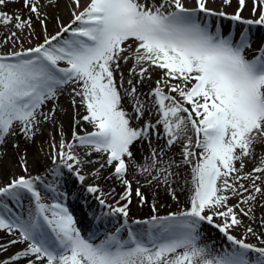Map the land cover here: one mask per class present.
I'll return each mask as SVG.
<instances>
[{"label": "snow or ice", "instance_id": "snow-or-ice-1", "mask_svg": "<svg viewBox=\"0 0 264 264\" xmlns=\"http://www.w3.org/2000/svg\"><path fill=\"white\" fill-rule=\"evenodd\" d=\"M16 2L22 3L27 17L19 10H2ZM72 3L70 22H58L59 30L48 34L42 9L55 6V0L47 5L42 0H0V25L16 29L0 43L11 45L0 53V143L9 135L34 138L42 121L55 119L56 108L44 112L43 107L67 88L73 107L80 97L87 113L74 121L70 140L61 132L59 143L50 145L55 184L41 176H19L0 187V232L11 237L7 244L0 243V253L24 245L0 264H264V232L252 226L257 201L264 206V154L256 157L253 147L264 140V47L249 59V29L236 39L234 33L224 35L219 25L214 31L211 27L212 17L264 26V0H251L254 19L241 15L247 0H237L230 16L210 9L208 0H192V7L185 0H88L83 7L81 0ZM223 4L230 6L232 0ZM33 17L43 39L24 48L17 32L30 29L32 35ZM129 62L125 81L121 63ZM151 68L162 75L142 94L139 86L151 79ZM141 95L151 98L157 119L133 127V120L141 121L150 112ZM125 99L132 113L124 109ZM81 121L93 131L77 132ZM136 143L148 148L140 161L132 151ZM177 146L179 160L171 151ZM96 153L105 157L100 169H111L104 179L116 180L123 192L108 204L105 197L114 198V188L104 193L93 184L85 191L108 209L104 216H118L123 222L115 231H90L86 238L65 203L77 195L61 184L64 169L82 184L83 166L99 163L90 159ZM255 159L258 164L245 172L246 161ZM184 166L191 175L187 207L159 215L158 202L149 203L135 177L143 176L148 185L163 184L178 202L171 178L179 172L172 169ZM21 167L27 172L23 157ZM130 170L133 179L128 178ZM92 175L98 179L101 172ZM41 185L54 193L55 202H46ZM133 193L141 207L150 208L147 219L132 221L135 228L129 227ZM233 198L237 202L230 204ZM204 223L222 234L226 246L214 250L201 243ZM259 227L264 228V217ZM237 229L244 230L240 236L233 234ZM248 235L260 246L249 243Z\"/></svg>", "mask_w": 264, "mask_h": 264}, {"label": "rangeland", "instance_id": "rangeland-1", "mask_svg": "<svg viewBox=\"0 0 264 264\" xmlns=\"http://www.w3.org/2000/svg\"><path fill=\"white\" fill-rule=\"evenodd\" d=\"M88 1V0H86ZM62 7L67 8L68 5H66V3H62ZM71 16V15H70ZM70 16H65L62 19V23H65ZM228 19V18H227ZM32 27L35 29V31L41 33H44L41 25H39L36 21V19H33L32 21ZM59 28L58 26H56V29H54L55 31H58ZM16 31V29L12 26V25H8L7 27L0 25V43L3 42L4 38L8 35H10L11 32ZM31 30L30 29H25L24 33L21 34L19 32H17V35H20L21 40L23 41V46L24 48H27V43L30 39H33V34L29 35V32ZM11 48V45H5L3 47H0V53L3 52H7L9 51ZM63 66V65H62ZM128 69L126 70H121L124 73V79L125 81L128 78ZM150 75H154L155 68H151L149 70ZM116 79H117V83L119 84V79H120V73L117 72L116 73ZM125 87H127V84L125 83L124 85ZM155 86V82L151 81V80H145L143 85L139 86V92L142 94H146L149 92V90ZM71 89L67 88L62 94L59 95L58 99L55 102L49 101L44 107H43V111L44 112H48L50 109H52L53 107L56 108V113H55V119L53 121H42L39 126H38V130L36 131L35 136L37 135V133H41L42 131L48 132L49 134L47 136L42 135V137L44 138V142H46L48 140V137H52V130H51V123L54 122V130L55 132L58 131L57 136H61L60 133L62 132L61 127H60V122H64V114L65 112L68 111H72L73 110V105L71 103L72 97L70 95ZM121 92L123 93V89H121ZM140 99L146 104L147 108L150 109L149 111L145 112V116L143 118V120L141 121H136L133 120L132 121V126L133 127H140L145 121L151 120L153 123H155L156 119H157V115H156V109L152 106L151 104V98L147 97L146 95H141ZM76 101L77 104L75 107H78L79 105H81L79 103L80 101V97H76ZM123 107L126 111H128L129 113H132V107L130 105V103L128 102L127 99H125L123 101ZM86 109L84 108L83 111H79L76 114L77 120H80V118L83 115H86ZM82 125V127L84 128L83 130H81L80 134H84V132H91L93 131V127L90 124H87L86 122L81 121L80 123ZM49 127V128H48ZM64 135V133H63ZM188 135H191L193 137V143H195V135L192 132H189ZM72 136V132H70L68 134V137L71 139ZM64 138V136H63ZM259 143V142H257ZM153 146H156V142L155 139H153ZM254 149L256 150L257 145L255 144ZM37 148L35 147L34 142L29 141V139H25L22 135H9L5 141L3 143H0V161H4L7 159H12L17 167L19 168V161L21 160L20 156L24 158V156H22L23 154H27V152L29 151H33L35 152ZM77 152H80V149H76ZM132 151L136 157L137 161H140L141 159V155L142 154H146L148 152V148L147 146H142L140 143H136L133 145ZM174 154H175V158L177 160H179V154H180V147L177 146L175 148H173L171 150ZM22 153V154H21ZM91 160L93 161H97L99 160V163H92V164H86L85 166H83V170L84 173L83 175L85 176V179L83 181V183L81 184L74 176L70 175L66 169H64V177H63V181L61 184V187L64 191H69V192H74L77 195V198L72 199L69 198L67 201H65L66 205L69 207V211L73 214L74 219L76 220V226L81 230L82 235H84L86 237V230H90L94 232L95 230H97L100 233L103 232H112L115 231L113 229L120 227L122 222H123V218L121 217H111V216H104L102 217V215L100 214L101 212L98 211V209L94 206H98L99 208H101L98 204L97 199L95 198L94 195L92 194H88L85 189L89 186V185H98L100 187V189L102 190L103 188V184L101 182L102 179H104V177H107L108 174L110 173L111 169H103L101 170V177L100 178H94L92 180H89V176L91 175L93 169H97V167L104 162L105 157L102 156L99 153L93 154L90 157ZM51 159H42V162L44 163V165L46 164V166L44 167V165L37 167L35 169V174L32 175L34 176H41L45 179V181L47 183L50 184H55L56 182V178L51 175V171L54 168V164H53V160ZM239 166V165H237ZM253 160L251 161H246V167L244 169L245 172L251 171V168L253 167ZM173 172H179L178 176H173L171 179L173 181L172 183V188L175 189L176 195L178 197V202L177 200L172 199L171 195L169 194V191L165 190V186L163 184L157 185L155 182H153L152 185H148L145 183V178L143 176H136L135 178L140 179L141 181V191L144 193V196L148 199L149 203H157L158 202V207H159V215H167L169 212H177L180 211L181 209L187 207L188 202H189V197H190V183H186V182H190L191 180V175H190V168L188 166H184L181 167L179 169L177 168H173L172 169ZM133 173L134 170H130L129 171V175L128 178L129 179H133ZM22 176H26L27 173H22ZM27 177V176H26ZM12 180V179H11ZM105 181L108 182V185H110L111 188H114L113 184L115 182H112V180H106ZM69 182L72 183H76L75 186H80L81 191L83 192L82 194H80L78 191H76L75 189H73V187ZM9 183V182H8ZM7 184V183H6ZM116 186H120V189L122 188V186L116 182L115 183ZM41 191L42 194L45 196L46 198V202H55L52 197L54 196V193H49L45 188L44 185H41ZM137 187V185L135 184V182H133V188ZM184 189L183 191L181 189ZM120 191V190H119ZM116 191L115 190V195H118V193H122ZM106 193V192H105ZM107 200L108 204H114L115 200L111 197V196H107L105 197ZM133 198H135V195H133ZM117 200V199H116ZM69 202V203H68ZM236 198H233L229 201L230 204H235ZM94 205H93V204ZM261 201L258 200L257 201V207L255 208V215L257 217V221L255 224H253L252 226L255 228V230L260 233V232H264V228L259 227V220L261 217H264V206H261ZM25 206H27V201H25ZM13 207H16L13 205ZM130 215H129V227L135 228L137 227L136 225L132 224L133 220H137V219H147L148 216L150 215V208L148 205H145L143 207H141L138 203V200L136 198V200H133V205L130 206ZM97 210L99 214H94L92 211V213L94 215H98L100 217L99 220H95L93 219V216L90 213V217L88 216V218L82 222L80 220L79 215L82 214V212H84V210ZM102 209L104 210V213L108 211L107 208H101L100 210L102 211ZM16 211H21L18 207H16ZM219 219L216 220V223H219ZM245 224H248L249 221L247 219L244 220ZM201 236H202V240L201 243L203 244H207L210 247H212L214 250H220L221 246H226V241L224 239V237L222 236V234L213 226L208 225L207 223H204L202 225L201 228ZM243 229H237L233 232L234 235L240 236L243 233ZM124 235H126L125 232H123ZM123 235V236H124ZM87 238V237H86ZM102 238V237H101ZM11 239V237L5 233V232H0V243L6 244V241L8 242V240ZM247 241L249 243H253V244H257L259 245V241L251 236L248 235L247 237ZM13 247V251L12 252H5L3 254H13L18 252L21 248L24 247V245H14ZM2 254V253H1Z\"/></svg>", "mask_w": 264, "mask_h": 264}, {"label": "bare ground", "instance_id": "bare-ground-1", "mask_svg": "<svg viewBox=\"0 0 264 264\" xmlns=\"http://www.w3.org/2000/svg\"><path fill=\"white\" fill-rule=\"evenodd\" d=\"M42 2L47 5L48 0H42ZM186 4L188 7H192V0H185ZM62 3H66V5H68L67 8L62 7ZM88 3V1L86 0H81V5L86 6V4ZM75 6L72 3V0H55V6H46L42 9V11L47 15V33L48 34H54V29H56V26H58V22L62 23V19L63 17L70 16L72 13V10ZM208 7L210 9H213L216 12H219L221 10H223L226 14H228L229 16L234 14L237 7H238V3L237 0H232V4L230 6L224 5L223 4V0H208ZM3 11L7 12V13H16L18 10L20 12L21 15H23L24 17L28 16V13L26 10L23 9L22 3L20 2H16V3H9L7 5L6 8L2 9ZM241 15L243 16V18L245 19H254L255 17H253L252 15V3L251 0H247V6L246 8L243 10V12L241 13ZM33 19H35V17H33ZM72 19V15L70 16V18L62 24H68L70 22V20ZM37 21V20H36ZM37 23L40 25L39 21H37ZM219 25L221 28V31L224 35H228L230 32L234 33L236 39L239 38V35L241 34V32H243L246 28L249 29V35L251 38V46L249 48L245 49V55L247 56V58L252 59L255 55H257V52L260 48L264 47V26H257V25H252V26H248V25H244L240 22H235L232 21L230 19L227 18H218V17H212L211 18V27L212 30L214 31L216 26ZM43 35L44 33H39L37 31L34 32L33 34V39H30L27 43V47L30 46H34L36 44H38L39 42L42 41L43 39ZM131 66V62H129L128 64H124L121 63V70H126ZM128 71V70H127ZM155 73L154 75L151 76V81L155 82L156 80H158L162 73L159 69L155 68ZM143 85V84H142ZM84 107L82 105H79L78 107H74L72 111H68L65 112L64 114V122H60V127L62 130V134L64 133V138L66 141L70 140V138L68 137V134L70 132H73V128H74V121L77 120L76 114L79 111H83ZM49 128V127H48ZM51 130H52V137H48V140L46 142H44V138L42 137V135L47 136L49 133L42 131L41 133H37L36 136H34V138L29 139V141L34 142L35 147L37 148L35 150V152L33 151H29L27 152V154H23L22 156H24V158L26 159L27 162V172H25L23 170V168L21 167V160L19 161V168L17 167L16 163L12 160V159H7L4 161H0V187L5 186L6 183L10 182L11 179L13 178H17L19 176H22V173H27L26 176H32L35 174V169L37 167H40L42 165H44V163L42 162V159H51V147L50 145L55 142V143H59L61 136H57V132L53 131L54 129V122L51 123ZM84 128L82 127V125H78L75 127V130L77 132H81V130H83ZM259 143H256L257 148L254 152V155L256 157H259L260 155L264 154V140H260L258 141ZM133 148V147H132ZM22 154V153H21ZM20 158L21 155H19ZM52 161V160H51ZM258 159L253 160V165L255 166L256 164H258ZM46 166V164L44 165V167ZM253 166V167H254ZM253 167L251 168V170L253 169ZM84 168V167H83ZM82 168V170H83ZM97 169H100V165L97 167ZM97 169H93L92 173L95 172ZM84 173V171H82V174ZM89 176V180L94 179L95 177L92 175ZM109 175V174H108ZM102 182V192H106L109 193L113 188L110 187V185H108V182L105 181L104 179L101 180ZM112 182H117L116 180H112ZM73 187V189H75L76 191H78L80 194H82L83 192L81 191L80 186H75L76 183H72L69 182ZM113 184L114 189L116 191L119 192H123V187L120 189V186H116V184ZM119 194V193H118ZM134 195V193H133ZM107 197V196H106ZM113 198V197H112ZM114 200L119 199V197L117 195L114 194ZM133 200H136V197L133 198ZM69 203V202H68ZM93 204V203H92ZM94 205V204H93ZM133 205V203L131 204ZM130 205V206H131ZM98 209V211H100L102 217L104 214V210L102 209V211L100 210L101 208H99L98 206H94ZM131 208V207H130ZM99 214L97 210H92L89 208V210H84V212H82L81 215H79L80 220L82 222H84L88 216L90 217L91 215L93 216L94 214ZM19 212V211H18ZM91 213V215H90ZM98 216V215H97ZM118 228V227H117ZM116 229V228H115ZM113 229V230H115ZM90 230V228H89ZM89 230H86V237L89 235ZM97 230H95L94 232H96ZM121 235L123 236L124 233L123 231L121 232ZM125 236V235H124ZM7 244V241H6ZM9 252L13 251V247H10L8 249ZM14 254V253H13ZM13 254H1L0 253V259H6L7 257L13 255ZM21 264H26V262H21Z\"/></svg>", "mask_w": 264, "mask_h": 264}]
</instances>
